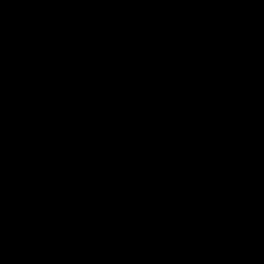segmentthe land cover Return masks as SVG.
Masks as SVG:
<instances>
[{"label": "water", "instance_id": "obj_1", "mask_svg": "<svg viewBox=\"0 0 264 264\" xmlns=\"http://www.w3.org/2000/svg\"><path fill=\"white\" fill-rule=\"evenodd\" d=\"M0 264H264V0H0Z\"/></svg>", "mask_w": 264, "mask_h": 264}]
</instances>
